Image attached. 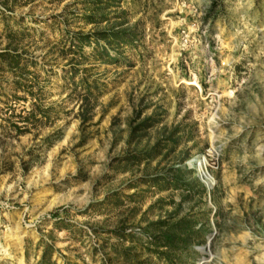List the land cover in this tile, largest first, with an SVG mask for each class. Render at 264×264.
<instances>
[{
	"label": "rangeland",
	"instance_id": "374dc122",
	"mask_svg": "<svg viewBox=\"0 0 264 264\" xmlns=\"http://www.w3.org/2000/svg\"><path fill=\"white\" fill-rule=\"evenodd\" d=\"M121 20L133 45L98 40ZM167 252L264 264V0H0V264Z\"/></svg>",
	"mask_w": 264,
	"mask_h": 264
},
{
	"label": "trees",
	"instance_id": "16d2710c",
	"mask_svg": "<svg viewBox=\"0 0 264 264\" xmlns=\"http://www.w3.org/2000/svg\"><path fill=\"white\" fill-rule=\"evenodd\" d=\"M99 2V1H98ZM104 5L98 4L97 6L93 7V13H90L88 16V18L92 21L95 22L97 24L103 22L106 18L107 15L106 13H104V8H108V5L105 4L106 7H103ZM126 21L125 20H121L119 21L118 25L120 26L119 29H113L109 31V34H105L103 31H98V36H100V38L98 40H100L101 38L103 39H107L108 42L112 45L114 43H127L130 45H133L135 40H134V34L133 32H131L128 28H125ZM89 36L81 37L80 41L83 43L84 42H90V39H88ZM12 41H10L11 44ZM79 43V45L82 43ZM11 51H6V53H2V57L3 61L7 66H9L13 71H15L17 68L21 67V62H22V55H17V48L14 49V53H10ZM106 53V52H104ZM108 57H110V55L107 54ZM103 58V57H102ZM28 91L30 92L31 95L36 96V94H34V89H30V87L28 88ZM92 91H90L89 88V94L81 100V104L82 106H84V103L86 102L87 105V112H92L93 110V105L90 103V97H91ZM32 108L30 110L25 109L27 112V116L25 117H20L21 121L19 123V121L13 122V126L15 128V130L18 132L17 134L20 135L22 133H29L32 132V128L33 127H40L41 124H43V118L48 120L51 116V111H52V107L51 106H47L44 103H37L36 101H34L32 103ZM85 115V113L83 114ZM85 119V117H84ZM9 120L10 118H6V121ZM166 247H172V243L171 241H168V243H165ZM160 254V253H159ZM163 254V253H162ZM161 254V255H162ZM169 258V263L173 264L174 262H177L175 259H173L167 252L166 255ZM42 257H47V250H45L43 252ZM178 263V262H177Z\"/></svg>",
	"mask_w": 264,
	"mask_h": 264
}]
</instances>
